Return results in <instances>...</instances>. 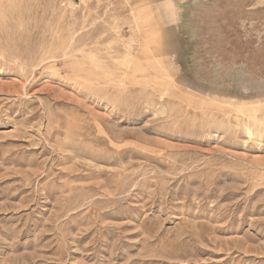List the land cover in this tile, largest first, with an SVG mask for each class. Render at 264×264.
I'll use <instances>...</instances> for the list:
<instances>
[{
    "label": "rangeland",
    "instance_id": "374dc122",
    "mask_svg": "<svg viewBox=\"0 0 264 264\" xmlns=\"http://www.w3.org/2000/svg\"><path fill=\"white\" fill-rule=\"evenodd\" d=\"M0 264H264V0H0Z\"/></svg>",
    "mask_w": 264,
    "mask_h": 264
},
{
    "label": "bare ground",
    "instance_id": "6f19581e",
    "mask_svg": "<svg viewBox=\"0 0 264 264\" xmlns=\"http://www.w3.org/2000/svg\"><path fill=\"white\" fill-rule=\"evenodd\" d=\"M173 11V10H172ZM251 131V130H250ZM252 134V132H250Z\"/></svg>",
    "mask_w": 264,
    "mask_h": 264
}]
</instances>
